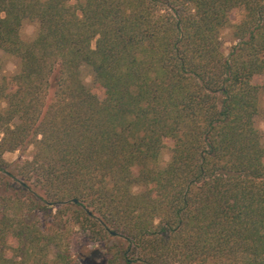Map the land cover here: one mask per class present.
<instances>
[{
  "label": "trees",
  "instance_id": "1",
  "mask_svg": "<svg viewBox=\"0 0 264 264\" xmlns=\"http://www.w3.org/2000/svg\"><path fill=\"white\" fill-rule=\"evenodd\" d=\"M0 49V264H79L70 224L106 264H264V0H0Z\"/></svg>",
  "mask_w": 264,
  "mask_h": 264
},
{
  "label": "rangeland",
  "instance_id": "2",
  "mask_svg": "<svg viewBox=\"0 0 264 264\" xmlns=\"http://www.w3.org/2000/svg\"><path fill=\"white\" fill-rule=\"evenodd\" d=\"M72 4H75V2H72ZM234 22V18L232 21V24ZM39 29V24L36 21L33 20H27L24 22L22 28H21V39L29 43L33 41L37 35ZM222 41H223V50L225 54H228L231 47L233 46V36H232V30L230 27L225 28L222 31ZM93 48H95V43H93ZM0 60L2 63V70L0 72V81L3 77H10L15 75L19 70V60L13 56H9L5 54L0 49ZM82 78L86 85L91 86L92 85V72L88 67H84L82 69ZM257 83L262 85L264 88V75L261 76L260 79L257 80ZM263 106H264V99H263ZM257 127L259 131L263 135V141H264V113L258 118L257 120ZM171 142H167L164 149L161 153L160 168H166L171 160ZM33 154V148H29L27 151H15V152H6L4 154V160L8 162L9 164H15L21 159H30ZM135 193L141 192V187H135L134 188ZM60 212H65L66 209L61 207H55L52 209L53 215H58ZM47 215V214H46ZM66 218H68L69 212L65 214ZM52 217L49 218L48 216L43 218L45 226L47 228H50L51 226L48 224V222L52 221ZM81 228V229H79ZM70 230L74 231L75 234L72 235V239L70 241V249L71 252L69 254L73 257L74 260L78 261L79 264H106L108 258L110 257L112 252H108L109 248L114 245V242H116L114 239H111L108 237L106 240H97V242L94 239H91L88 237V232H83L82 227L78 225L70 224Z\"/></svg>",
  "mask_w": 264,
  "mask_h": 264
},
{
  "label": "water",
  "instance_id": "3",
  "mask_svg": "<svg viewBox=\"0 0 264 264\" xmlns=\"http://www.w3.org/2000/svg\"><path fill=\"white\" fill-rule=\"evenodd\" d=\"M75 202H77V201H75ZM113 235H115V233H113Z\"/></svg>",
  "mask_w": 264,
  "mask_h": 264
}]
</instances>
